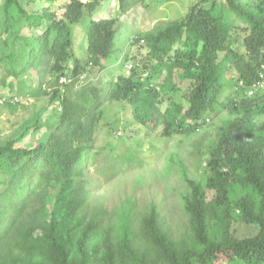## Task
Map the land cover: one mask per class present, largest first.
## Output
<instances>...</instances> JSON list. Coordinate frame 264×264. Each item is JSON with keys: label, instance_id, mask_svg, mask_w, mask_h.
Segmentation results:
<instances>
[{"label": "trees", "instance_id": "trees-1", "mask_svg": "<svg viewBox=\"0 0 264 264\" xmlns=\"http://www.w3.org/2000/svg\"><path fill=\"white\" fill-rule=\"evenodd\" d=\"M55 1L4 0L2 5L6 39L13 42L45 27L26 42L29 55L20 74L48 65L55 85L37 90L58 104L59 113L46 139L29 147L16 146L15 139L0 145V173L7 184L0 192V264H263L264 121L258 118L264 115V88L247 91L264 77V0H221L225 7L219 0H199L182 20L139 33L137 41L148 48V70L141 76L132 68L110 84L108 100L128 102L141 125L168 95L164 136L195 131L222 112L229 115L209 145L206 179L188 180V224L178 237L155 208L140 218L128 216L117 231L106 225L105 208L84 210L86 190L75 179L76 168L94 147L105 96L95 82L78 85V77L105 68L115 50L118 19H89L85 56L79 59L72 27L100 0H69L61 18L51 10ZM41 2L42 8H28ZM143 2L117 0L118 10L126 14ZM235 18L249 26L243 51L231 40ZM229 72L236 74L233 85ZM156 77L162 89L153 83ZM182 80L188 83L183 88ZM34 125L43 127L39 120ZM240 225L250 230L240 234ZM101 232V244L91 247Z\"/></svg>", "mask_w": 264, "mask_h": 264}, {"label": "rangeland", "instance_id": "rangeland-1", "mask_svg": "<svg viewBox=\"0 0 264 264\" xmlns=\"http://www.w3.org/2000/svg\"><path fill=\"white\" fill-rule=\"evenodd\" d=\"M68 1L56 0L51 4V10L59 18L63 17L64 5ZM198 1L144 0L128 13L121 14L117 0H101V6L94 15L85 11V18L72 27L73 52L79 59H84L89 19H118L114 52L105 60V68L100 71L92 69L89 75L88 81L101 87L105 101L102 118L95 132L94 147L81 158L75 177L86 190L84 210L105 208L106 225H110L112 231L123 228L128 216L140 218L155 208L163 225L174 237L180 236L188 224L184 207V197L190 191L188 180L204 181L208 175L205 166L208 148L223 120L229 117L227 112L209 117L207 123L195 131L164 136L161 134L165 121L163 110L168 95L164 96L159 109L154 110L153 117L145 125L134 120L132 106L128 102L107 98L111 82L123 78L124 63L132 64L141 76L148 70V48L145 43L137 41L138 34L172 20H182ZM239 1L257 4L260 0ZM3 2L0 0V145L15 139L16 146L29 147L46 139L52 124L58 119V104L51 103L48 96L39 92L53 87L55 77L51 75L48 65L38 66V72L31 69L26 74H20L28 60L30 45L27 43L32 42L33 36L42 33L45 27L33 28L28 35L13 42L11 38L6 39L2 34ZM219 3L226 6L224 1L219 0ZM42 5L43 2L39 6L31 3L28 8H42ZM24 8L27 9V6L24 5ZM248 32L249 26L235 18L231 40L241 51L243 38ZM5 40L8 45H5ZM71 64L72 61L68 66ZM157 77L153 83L162 89V80ZM227 79L232 81V85L235 84L236 74L229 72ZM186 85L187 81L182 80L181 87ZM230 89L226 87L224 95ZM12 94L22 99L17 103L1 101ZM179 95L180 91L177 95L180 99ZM36 120L42 123L41 129L36 130ZM258 120L264 121V115H259ZM6 185L5 176L0 173V192ZM238 230V233L245 234L250 229L240 225ZM102 234L95 237L91 247L101 244ZM229 264L246 263L236 260Z\"/></svg>", "mask_w": 264, "mask_h": 264}, {"label": "built area", "instance_id": "built-area-1", "mask_svg": "<svg viewBox=\"0 0 264 264\" xmlns=\"http://www.w3.org/2000/svg\"><path fill=\"white\" fill-rule=\"evenodd\" d=\"M141 43H143V40H141ZM133 68V65L130 63H125L124 64V73L125 75H129L131 73V70ZM89 80L87 73L83 72L79 75L78 77V85L82 84L84 81ZM68 79L67 78H61L60 82H67ZM241 83V82H240ZM264 88V77L263 75L260 76V79L257 82H254L253 85L248 89L247 94L248 95H252L256 90L259 89H263ZM20 99H22L21 97H18L16 95H9L6 97H4L1 101H9L12 103H16L19 102Z\"/></svg>", "mask_w": 264, "mask_h": 264}, {"label": "crops", "instance_id": "crops-1", "mask_svg": "<svg viewBox=\"0 0 264 264\" xmlns=\"http://www.w3.org/2000/svg\"><path fill=\"white\" fill-rule=\"evenodd\" d=\"M100 1H101V0H100ZM100 4H101V3H100ZM100 4L96 7V9H95L96 12H97V10L100 8V6H101ZM95 11L92 13L93 15H94ZM92 19H94V18L92 17ZM95 19H96V17H95ZM98 19H99V18H98Z\"/></svg>", "mask_w": 264, "mask_h": 264}]
</instances>
